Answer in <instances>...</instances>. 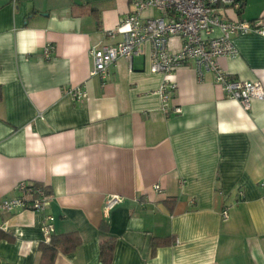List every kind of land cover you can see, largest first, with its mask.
I'll return each instance as SVG.
<instances>
[{
	"label": "crops",
	"instance_id": "0c3cea01",
	"mask_svg": "<svg viewBox=\"0 0 264 264\" xmlns=\"http://www.w3.org/2000/svg\"><path fill=\"white\" fill-rule=\"evenodd\" d=\"M134 1L0 0V198L19 195L20 181L49 195L41 211L0 213V264H39L46 221L52 236L80 239L53 264H100L108 238L110 264H264V99L243 109L189 60L172 76L169 109L181 111L166 113L148 43L131 60L117 57L104 78L90 75L89 48L121 40L106 32ZM238 1L217 13L264 27V0ZM231 41L236 54L216 58L219 67L264 85V36ZM168 45L175 51L180 39ZM74 85L82 102L64 93ZM112 194L122 201L104 212ZM152 237L170 242L152 250Z\"/></svg>",
	"mask_w": 264,
	"mask_h": 264
},
{
	"label": "built area",
	"instance_id": "2783aa9c",
	"mask_svg": "<svg viewBox=\"0 0 264 264\" xmlns=\"http://www.w3.org/2000/svg\"><path fill=\"white\" fill-rule=\"evenodd\" d=\"M231 6L239 9L238 0H135L131 12L124 15L113 30L106 32L112 37L114 32H121V40L114 44L91 46L89 53L93 67L90 75L104 78L108 67L119 56L131 60L135 55L143 53L145 43L149 44V70L160 73L162 80L155 91L161 101L162 108L167 113L181 111L179 106L169 109V101L176 87L172 78L174 71L192 60L200 75L202 70L211 71L214 83L220 87L224 96L237 100L243 109L248 110L255 99H264V85L259 81L240 80L230 77L216 62L220 56H233L236 51L231 36L255 32L264 36V27L255 22L227 20L217 13V9ZM149 8L158 13L152 17H142L141 12ZM178 37L180 45L177 50H171L168 40ZM52 45L46 43L42 55L48 59ZM64 93L76 102H82L86 91L81 85L67 86ZM264 186V181L260 182ZM155 190L159 185L153 186ZM17 196L0 198V213L15 208H25L41 211L46 206L49 195L44 188L31 182L20 181L16 185ZM264 200V196H262ZM122 201L119 194L110 195L104 202L102 209L108 212ZM223 219L228 217V210L221 212ZM50 220V216H46ZM51 224L45 222L41 230L46 237L50 233Z\"/></svg>",
	"mask_w": 264,
	"mask_h": 264
},
{
	"label": "trees",
	"instance_id": "16d2710c",
	"mask_svg": "<svg viewBox=\"0 0 264 264\" xmlns=\"http://www.w3.org/2000/svg\"><path fill=\"white\" fill-rule=\"evenodd\" d=\"M242 3H240V7ZM2 98V92L0 90V100ZM36 186H42L46 193L48 194L47 188L43 185L33 183ZM170 239H162L157 237H152L150 239L151 249L154 250L158 245L169 243ZM80 243L79 236L76 232H67L57 236H52L48 234L45 240L40 245V261L39 264H53L54 257L57 252H69L73 250ZM114 246V239L108 238L99 244V262L100 264H110L112 259Z\"/></svg>",
	"mask_w": 264,
	"mask_h": 264
}]
</instances>
